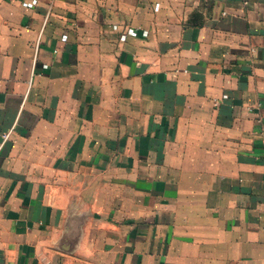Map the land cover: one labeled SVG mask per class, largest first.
I'll return each mask as SVG.
<instances>
[{"label":"crops","instance_id":"0c3cea01","mask_svg":"<svg viewBox=\"0 0 264 264\" xmlns=\"http://www.w3.org/2000/svg\"><path fill=\"white\" fill-rule=\"evenodd\" d=\"M0 264H264V0H0Z\"/></svg>","mask_w":264,"mask_h":264}]
</instances>
